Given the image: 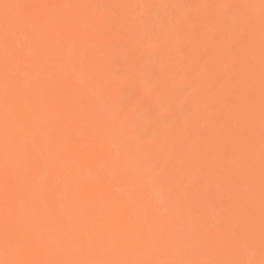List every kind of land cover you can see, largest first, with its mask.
<instances>
[{
  "label": "bare ground",
  "instance_id": "bare-ground-1",
  "mask_svg": "<svg viewBox=\"0 0 264 264\" xmlns=\"http://www.w3.org/2000/svg\"><path fill=\"white\" fill-rule=\"evenodd\" d=\"M44 2L97 6L90 36L84 30L86 19L73 17L63 26L64 36L76 50L70 62V78L65 82L69 102L81 109L88 108L81 87L82 68L91 62L94 53L95 74L113 85L110 103L123 112L128 139L139 147V155L148 167L174 181L141 188L126 175L120 149L112 139L105 159L112 179L127 180L133 194L130 209L142 205L152 213L137 236L142 251L129 258L157 262L203 260L209 264L255 260L258 264L264 109L261 0ZM122 16H126L125 28L132 30V39L120 38L118 22ZM169 24L181 28L179 35L166 38L165 28ZM129 64H134L135 70L129 71ZM138 78L158 87L146 88L143 103L133 106L128 85ZM189 83L192 87L187 89L183 100L169 95L173 87ZM157 94L169 97L168 113H175L186 104L197 113L196 118L180 124L173 119L165 126L147 98ZM149 129L150 139L145 140ZM92 134L102 145L105 143L103 125L94 127ZM169 134V144L162 146L161 137ZM40 177L41 169L37 166L23 174L21 181L38 186ZM169 197L200 205L206 212L238 209L243 223L236 224L226 215L211 218L212 231L206 232L202 239L188 242L189 247L203 243L204 252L176 254L174 240L156 218L169 216L173 211ZM174 235L178 238L180 233Z\"/></svg>",
  "mask_w": 264,
  "mask_h": 264
},
{
  "label": "snow or ice",
  "instance_id": "snow-or-ice-1",
  "mask_svg": "<svg viewBox=\"0 0 264 264\" xmlns=\"http://www.w3.org/2000/svg\"><path fill=\"white\" fill-rule=\"evenodd\" d=\"M96 9L93 3L0 0V264H209L203 260L157 262L129 258L142 251L137 236L152 213L142 205L130 209L133 194L127 180L112 179L105 164L112 139L120 149L126 175L141 188L174 181L148 167L139 155V147L128 139L125 116L110 103L113 85L95 74L93 51L91 62L82 68L81 87L89 106L81 109L69 102L65 82L70 78V62L76 50L64 36L63 26L73 17L86 19L84 30L90 36ZM261 14L264 17V0ZM126 24V16H122L118 22L122 40L133 38ZM180 31L179 26L169 24L166 38ZM127 68L132 71L136 66L129 64ZM157 87L143 78L134 80L128 85L130 104H142L144 90ZM191 87V83L173 87L169 95L183 100ZM261 92L264 98V65ZM147 98L165 126L173 119L180 124L197 116L186 104L168 113V96ZM97 125L104 126L103 145L92 134ZM150 136L151 129L144 139ZM170 139L171 134L162 136L161 145L167 146ZM37 166L41 169L39 185L22 182L21 176ZM261 183L258 264H264V109ZM169 200L173 211L156 218L174 240L176 254L204 252L203 243L189 247L188 242L212 231L211 218L226 215L236 224L243 223L238 209L206 212L183 199ZM176 232L180 233L178 238Z\"/></svg>",
  "mask_w": 264,
  "mask_h": 264
}]
</instances>
